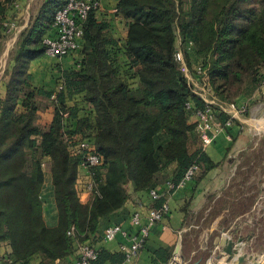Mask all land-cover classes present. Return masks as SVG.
I'll list each match as a JSON object with an SVG mask.
<instances>
[{
	"label": "trees",
	"instance_id": "obj_1",
	"mask_svg": "<svg viewBox=\"0 0 264 264\" xmlns=\"http://www.w3.org/2000/svg\"><path fill=\"white\" fill-rule=\"evenodd\" d=\"M20 1L0 0V21ZM67 1H43L21 31L7 71L0 103V244L8 243L12 252L0 255V264H30L35 256L39 264H77L76 242L92 244L100 220L124 207L132 192L157 189L170 165L175 164L173 187L153 200L155 209L192 166H198L193 180L204 178L214 164L203 150L195 112L205 101L181 70L178 51L198 79L201 68L223 104L242 105L238 98L250 81L264 93V0H114L125 37L114 36L107 15L98 21L91 11L83 24L79 67L60 68L53 88L36 85L31 63L46 54L44 39L53 36L56 13ZM47 110L49 120L43 117ZM216 115L224 123L230 118L221 110ZM80 141L102 158L88 169L93 199L87 204L77 186L82 154L73 152ZM47 162L58 209L53 227L45 221L41 196ZM263 180L264 137L244 154L232 183L233 198L251 192L248 199L227 202L233 214L252 206ZM97 249L95 264L127 259L122 250ZM156 254L168 263L170 254Z\"/></svg>",
	"mask_w": 264,
	"mask_h": 264
},
{
	"label": "crops",
	"instance_id": "obj_2",
	"mask_svg": "<svg viewBox=\"0 0 264 264\" xmlns=\"http://www.w3.org/2000/svg\"><path fill=\"white\" fill-rule=\"evenodd\" d=\"M34 1L27 0L26 7L23 8L26 1L21 0L16 2L18 6L7 11L9 16L7 18L16 19L19 26L16 36L12 39L14 47L21 31L31 20V5ZM115 4L114 0H105L103 9L111 22L114 36L124 38L127 27L121 17L114 16ZM53 33L54 30H51L50 34ZM73 55L77 57L76 62H78L73 65L70 62L65 63L64 60L67 58L63 56L51 57L45 54L34 60L30 66L34 83L53 88L54 86L46 82L51 70L47 68V64L45 66V62L62 64L64 65L62 69L77 68L81 62V55L79 53L77 55L76 52ZM59 76H61V72H59ZM260 93L262 92L259 88L253 95L244 90L238 101L252 104L254 101L251 97L260 96ZM81 100L82 97L78 96L77 101L81 102ZM70 103L74 104L75 101L72 100ZM255 105L250 106L248 115L237 118V122L232 125L231 129L227 128L218 133L215 141L205 150L214 166L206 170L204 178L198 183L192 180L184 186H179L169 196L170 211L168 216L151 227L150 234L139 253L131 259H126L122 264H165L157 257L156 253L162 249L165 253L170 254L171 259L179 245L181 254L192 264H211V261L222 264L223 260H217L213 253L218 245L220 249L217 250V253L221 252V247H225L224 244L229 238L237 241L243 240L239 252L248 255L247 263L251 262L250 260L260 264L264 262V180L261 183L260 194L248 210L233 214L231 203H227L228 201L238 203V201L248 199L251 194V192L245 193L243 196L233 198L230 192L232 183L236 180L240 170L244 154L255 149L258 145L257 135L264 131V115L259 114L260 111L255 109ZM46 113L49 116L47 120L51 119L52 111L47 110ZM44 170L45 182L41 192L44 201V218L47 225L53 227L58 223V209L55 203L50 162L45 164ZM174 170L175 164L170 165L162 173L161 183L157 187L160 193L168 190V183H170L169 180ZM92 182L90 170L82 169L78 174L77 186L80 189L79 196L83 203H90L93 199V191L90 189ZM153 202L148 193L132 192L130 200L124 207L100 220L97 237L91 239L92 244L96 247L105 246L112 252L119 251L120 245L128 242V238L123 234H118L114 240L105 241L103 238L105 228L112 224H119L128 232L135 233L136 227L131 222L133 212L140 211L145 220ZM189 243L194 246L190 247ZM78 244L79 242H76L77 247ZM11 252L12 248L8 243L0 244L1 256L9 257ZM40 260L39 256H35L31 259L30 264H39ZM104 264L112 263L107 261Z\"/></svg>",
	"mask_w": 264,
	"mask_h": 264
},
{
	"label": "built area",
	"instance_id": "obj_3",
	"mask_svg": "<svg viewBox=\"0 0 264 264\" xmlns=\"http://www.w3.org/2000/svg\"><path fill=\"white\" fill-rule=\"evenodd\" d=\"M105 0H68L67 3L57 11L55 21L53 24L54 34L44 39L47 44L46 54L51 57L66 56L72 52L78 51L81 48V42L84 36L83 24L91 11L99 15L98 21L106 18L103 9ZM18 6V3H15ZM113 12H117V8H113ZM0 27L4 30L10 31L16 27L14 22L7 19L0 21ZM176 59L181 64V70L187 75L189 81H194V76L187 66L182 51L176 53ZM197 73L201 78L197 79V83L190 82L194 86V91L199 94L205 101L203 109H198L195 112V119L197 120V130L200 135L203 150L209 147L218 133L225 127L231 124V120L238 115H242L247 111L244 105H238L236 102L232 104H223L219 102L212 94L206 77L201 68H197ZM199 77V76H198ZM264 83V80H263ZM63 86L59 85L58 89ZM226 105V106H225ZM216 106L219 108L216 109ZM226 107L231 108L227 110ZM216 110H221L230 115L227 122L221 121L217 115ZM232 117V118H231ZM239 117V116H238ZM73 152L81 155L80 167L89 169L91 166H97L102 163V158L94 152L93 147L86 141H80L73 148ZM198 166H192L186 173L184 179L179 186H184L194 179ZM169 187H173L169 183ZM92 190V186H90ZM152 200L159 198L160 192L157 189H152L149 193ZM170 211V204L168 201L159 209L151 207L147 217L143 218L140 211L136 210L131 216V222L136 227L135 233H130L119 224H112L105 228L103 238L105 241L114 240L118 234H123L128 238V242L122 243L120 250H122L127 259L136 256L140 249L144 246L147 237L150 234L151 227L163 220ZM73 232L70 231L69 233ZM220 249L218 245L216 251ZM77 264H95L94 261L98 258V249L95 245L86 242L79 243L76 250ZM168 264H189V261L181 254V251H175Z\"/></svg>",
	"mask_w": 264,
	"mask_h": 264
},
{
	"label": "rangeland",
	"instance_id": "obj_4",
	"mask_svg": "<svg viewBox=\"0 0 264 264\" xmlns=\"http://www.w3.org/2000/svg\"><path fill=\"white\" fill-rule=\"evenodd\" d=\"M43 1L44 0H35L34 1V3L31 5V15H34L36 13V11L40 7V5L43 3ZM26 3H27V0H26L25 4L23 5V8L26 7ZM10 17L12 18L13 16H10ZM14 18H15V14H14ZM7 20H9L11 22H14L15 25H16V27H13L10 31H7V29L4 30L5 33L1 34V36H0V103H1V99L4 97V93H5V83H6V80H7V71L13 65L12 58H13V55H14V50H15L14 48L15 47L12 44V41H13L12 39L14 38V36H16L15 34L18 32V27H19L18 24H17L18 21L16 19L15 20H12V19L8 18ZM180 23H181V21H179L178 25ZM180 42L178 41V44L179 45H180ZM74 53L75 52H72V53H70V54H68L66 56H63L64 58H67L66 60H64L65 63H69L70 62L72 65L76 63L77 57L73 55ZM76 54L78 55V51H76ZM60 57H62V56H60ZM46 64H47V68L49 70H51V71H49L50 75L47 77L48 81H46V82L49 85H52L53 86L54 84H56V81L59 79L60 68H62L64 65H62V64H56V63H52V62H45V66H46ZM65 65H69V64H65ZM131 73H132L131 71L126 70V75L130 79H132ZM196 78L197 77L194 76V81L191 80L190 82H192V84H193V82H195L196 84H198ZM131 86H133L132 83H131ZM258 88L259 87L256 86L255 83H253L252 81H250V82H248V84L246 85V87H245L244 90L248 94L253 95V94H255L257 92ZM251 98L253 99V101L256 104V105L254 104L255 105L254 106L255 109L258 110V111H260L259 114H263L264 115V93H260V96L257 95L256 97L254 95ZM247 103L248 104H246L245 102H243V104H242V105L245 104V106L247 107V111L244 114H242V115H238L239 117L237 116L236 118H233L231 120V124L229 126L225 127L224 129L230 128L232 126V124H233L232 121L234 119H237V118H240L241 116L243 117V116H246V115L249 114V111H250L249 108H250L251 104H249V102H247ZM83 107H85V106H83ZM216 108H219V106L218 107L216 106ZM226 108H227V110H231V108H229V107H226ZM85 109H87V108H85ZM85 111H87V110H85ZM43 117L45 119H48L49 116L46 113V111L43 112ZM263 137H264V131H261L257 135V140L259 141L260 138L262 139ZM215 139H214V141H215ZM224 245H227V244H224ZM221 248H222V251L221 252L223 254L221 252H219V253L214 252L213 253V256H215V258L217 260H223V263L222 264H232L233 260H231L229 258V256H227L224 253L223 247H221ZM208 259H209V257H208ZM208 259L206 260V262L208 261ZM217 263L218 262H216V261L215 262L214 261H211V264H217ZM189 264H192V262H189Z\"/></svg>",
	"mask_w": 264,
	"mask_h": 264
},
{
	"label": "water",
	"instance_id": "obj_5",
	"mask_svg": "<svg viewBox=\"0 0 264 264\" xmlns=\"http://www.w3.org/2000/svg\"><path fill=\"white\" fill-rule=\"evenodd\" d=\"M242 242H243L242 239L237 241V240H234L232 238H229L226 241L227 245H225V247L223 248V251L227 256H229V258L231 260H233L232 264H249V263L250 264H260L256 261H252V260H250L251 262L247 263L248 255L241 254L239 252V248L241 247ZM177 251H180V245L177 248ZM261 264H264V262Z\"/></svg>",
	"mask_w": 264,
	"mask_h": 264
}]
</instances>
